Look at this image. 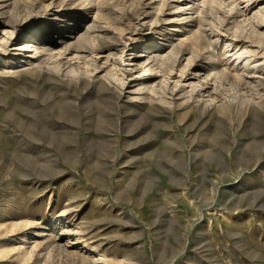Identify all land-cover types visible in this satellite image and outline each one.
<instances>
[{
  "label": "rangeland",
  "instance_id": "1",
  "mask_svg": "<svg viewBox=\"0 0 264 264\" xmlns=\"http://www.w3.org/2000/svg\"><path fill=\"white\" fill-rule=\"evenodd\" d=\"M28 1L0 14V264H264V0ZM199 20L251 86L203 70ZM72 31L99 48L51 58ZM169 40L177 76L140 73Z\"/></svg>",
  "mask_w": 264,
  "mask_h": 264
},
{
  "label": "bare ground",
  "instance_id": "2",
  "mask_svg": "<svg viewBox=\"0 0 264 264\" xmlns=\"http://www.w3.org/2000/svg\"><path fill=\"white\" fill-rule=\"evenodd\" d=\"M220 0H204V3H212V4H217L219 3ZM235 1V0H234ZM232 10V9H231ZM48 12V8H44V6H42V8L36 4V2L33 1H21V0H12L10 4H8L4 9L1 10L0 14L3 15L4 21H2L3 23H7L9 16L11 17H15L19 18L22 17L23 19H27L28 17H30L32 19V21L34 20H38L40 17L42 18V16L44 15V18H48L49 16L47 15ZM18 20V19H17ZM67 21V18L63 21H58L55 25L58 24V27H62V28H66L68 27L66 24H64ZM205 21V20H204ZM203 20H199V26L200 28H202V32L204 33V35L202 34L201 37H199L200 39H204L205 41V46L204 51L206 50L207 52H209L211 55H213V57H210V63L208 65H206V67L203 68V70H207L208 72V76H211L212 79H214L215 82H218V84L221 83H228L229 84H234L233 87H235V89L240 90L241 86L245 83L247 85V87L251 86L253 83L252 81H248L247 77L245 76L244 73L239 72L238 70L235 71V75L233 76V73L231 72V70L229 69H219V65H215V57H220V56H224L228 53V50L226 49H219V43L216 40H212L206 33V29L204 28V23H208V22H204ZM34 32H29L28 36L26 39H24L26 42V44H28V42H30V39L35 37V34L38 33V29L36 28L35 25L31 26ZM54 27V26H53ZM59 28V29H60ZM213 29H216L215 25L212 26ZM103 30H107L105 28H102ZM46 30H43L41 35L43 36V33ZM62 32V30H59ZM254 31V34L259 35L258 33V29L257 27H255L254 29L251 30V32ZM68 33V32H66ZM74 31L69 32L68 37L66 38V41L61 42L60 44L58 43V45H61V50L58 51V53H53V51H51L52 49L48 48V47H44V46H35V49L30 50V48L33 46L31 45H25L26 48H29V51H35L34 53L37 54V52H40L41 48L44 47V50L47 51L48 55L51 58L54 57H58L59 55L64 54L65 52H69V53H73L74 51L77 53L76 57L77 58H82V57H87V52L91 53L93 51H96L97 48H99V46L95 43V38L93 36H91L90 32L87 31L85 33H83L80 36H75ZM102 37H105V35H102ZM51 39H57L56 35H53L50 37ZM72 38H75L74 40L70 41ZM262 38V37H261ZM170 41V40H169ZM171 44V48H170V52L168 53L167 57L164 58H158L155 57L153 59V64L152 65H147V66H143V62H141L142 57L136 55V59H132V61L136 62L138 61L141 66V72H145V73H149V72H153L156 68L158 69L159 73H163L168 80H171L172 78L177 76V71L176 70V65L178 63V61H180V54L184 51L183 48H181L178 44H175L173 41ZM147 44H149V46H153L154 42L153 41H146ZM145 43V44H146ZM260 43H264V40H260ZM53 44V42H52ZM34 47V46H33ZM160 47V46H158ZM164 46H161V48H163ZM161 48H158V50H160ZM28 51V53H29ZM42 52V51H41ZM102 52V50H100V53ZM33 53V54H34ZM26 54V57H28L29 55L31 56H36V54ZM193 57L191 59H189V63L185 66V68L191 64V61L193 62V60H196L200 54H192ZM137 63V62H136ZM157 66V67H155ZM185 68L182 70V75H180V78L183 77L186 73ZM147 73V74H148ZM146 74V75H147ZM138 76H140L139 74H137ZM190 75V74H189ZM188 77V76H187ZM181 80V79H180ZM180 80H177L176 85L178 86V83ZM231 80L233 81V83L231 82ZM246 81V82H245ZM244 82V83H242ZM264 86V83H262L261 81H256V85L254 86L256 88V90L260 87ZM197 89V86L193 87L192 92H186V93H190V97L193 95V91H195ZM155 90V89H153ZM163 94V98L165 97L164 95H166V91H162ZM162 98V99H163ZM239 98L237 97V94L230 97V100H224L221 106H219V108H223V106L225 104H228L230 107H236V105L239 103ZM220 180H222V176H216V178H214L213 183H218ZM248 186L251 185V183L248 182H241L238 186L242 187V186ZM239 187H237V189H239ZM223 208H227V203H223L222 204ZM233 212H238L237 209H235ZM224 215V213H222ZM226 215V214H225ZM58 220L55 219L54 222H57Z\"/></svg>",
  "mask_w": 264,
  "mask_h": 264
}]
</instances>
